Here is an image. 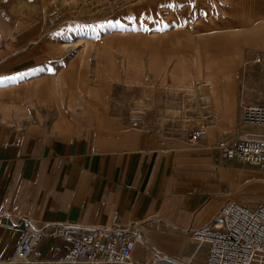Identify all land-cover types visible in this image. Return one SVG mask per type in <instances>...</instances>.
<instances>
[{"label":"crops","instance_id":"1","mask_svg":"<svg viewBox=\"0 0 264 264\" xmlns=\"http://www.w3.org/2000/svg\"><path fill=\"white\" fill-rule=\"evenodd\" d=\"M98 1L74 25L62 6L0 0V264L25 232L39 234L32 253H48L66 225L134 230L135 263L202 264L189 231L228 201L264 202V171L225 160L221 134L264 141V126L238 113L184 143L148 129L114 93L163 75L221 78L232 94L236 78V105L264 107V0ZM212 58L218 73L181 69Z\"/></svg>","mask_w":264,"mask_h":264},{"label":"built area","instance_id":"2","mask_svg":"<svg viewBox=\"0 0 264 264\" xmlns=\"http://www.w3.org/2000/svg\"><path fill=\"white\" fill-rule=\"evenodd\" d=\"M88 4L92 0H81ZM109 4L113 0H108ZM255 63L260 59L256 58ZM241 122L246 126H264V107L247 104L241 112ZM221 156L264 171V141L239 140L220 142ZM37 233L25 232L15 244L7 264H149L135 263L132 254L139 234L125 228H99L66 225L57 235L59 245L51 250L32 253ZM195 252L205 247L202 264H251L264 256V202L250 208L228 201L224 203L212 225L189 231Z\"/></svg>","mask_w":264,"mask_h":264},{"label":"rangeland","instance_id":"3","mask_svg":"<svg viewBox=\"0 0 264 264\" xmlns=\"http://www.w3.org/2000/svg\"><path fill=\"white\" fill-rule=\"evenodd\" d=\"M101 1L103 5L109 4L108 0ZM138 1L140 0H113L110 5L116 3L114 6L118 8L119 4L127 5ZM97 3H99L98 0H92L88 4H83L81 0H37V6L45 7L42 9L46 11L51 6L65 8V14L63 13L65 16L60 14L59 18L66 19L74 25L81 20V14L78 15L80 7L94 8ZM20 4L27 6L26 0H21ZM85 44L87 43L85 42ZM92 49L93 45H88L81 53L84 52V55H88ZM180 65L181 69L184 67L183 70L190 71V74H193L195 70L197 73L202 69H212L217 73L221 70V62L215 58L208 59L206 62L191 60L190 62H182ZM149 77L150 79L143 86V89L135 79L132 82V87L114 93L113 101L126 102V106L130 109L128 113H131L135 118H142L144 123L148 124V129L164 134L169 139L184 143L199 142L208 128L218 127L220 129L227 123L234 124L237 114L241 113L243 107L247 105L240 106L239 104L238 106L235 103L238 96L236 78L234 84L228 89L229 92L232 90L233 92L228 94L227 86H223L226 93L221 91V78H213L214 84L211 85L207 84L208 79L202 76L183 78L179 80L178 84H173L171 80L167 82V78L163 75H149ZM221 107L223 109H220ZM221 135V140L230 143L231 140H226L225 133Z\"/></svg>","mask_w":264,"mask_h":264},{"label":"bare ground","instance_id":"4","mask_svg":"<svg viewBox=\"0 0 264 264\" xmlns=\"http://www.w3.org/2000/svg\"><path fill=\"white\" fill-rule=\"evenodd\" d=\"M207 84H211L213 85L214 84V81H213V78L212 77H209L208 80L206 81ZM205 83V82H204ZM217 84V83H216ZM264 263V256L263 255H260V256H257L251 264H263Z\"/></svg>","mask_w":264,"mask_h":264}]
</instances>
